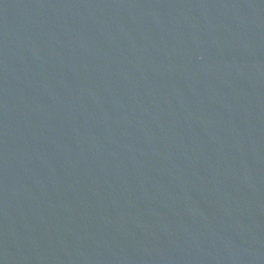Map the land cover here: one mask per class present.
Masks as SVG:
<instances>
[{
	"label": "water",
	"instance_id": "1",
	"mask_svg": "<svg viewBox=\"0 0 264 264\" xmlns=\"http://www.w3.org/2000/svg\"><path fill=\"white\" fill-rule=\"evenodd\" d=\"M0 264H264V0H0Z\"/></svg>",
	"mask_w": 264,
	"mask_h": 264
}]
</instances>
